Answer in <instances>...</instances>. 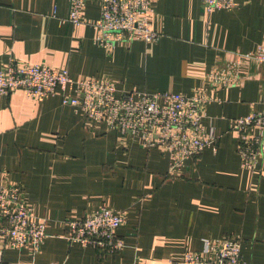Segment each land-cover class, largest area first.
I'll return each instance as SVG.
<instances>
[{"label":"crops","instance_id":"obj_1","mask_svg":"<svg viewBox=\"0 0 264 264\" xmlns=\"http://www.w3.org/2000/svg\"><path fill=\"white\" fill-rule=\"evenodd\" d=\"M157 42L94 41L99 4L87 1L85 21L65 20L68 0H0V69L11 58L66 69L74 79H109L117 89L191 95L205 86L214 97L203 126L217 136L171 175L159 147L63 104L23 90L0 95V183H19L32 217L45 224L36 252L9 247L4 264H171L204 239L240 242L242 264H264V160L241 164L235 118L264 106V65L241 60L240 80L211 86L209 70L264 45V0H238L229 10L204 12L200 0H150ZM99 207L122 213L125 246L102 252L67 238L68 221Z\"/></svg>","mask_w":264,"mask_h":264},{"label":"built area","instance_id":"obj_2","mask_svg":"<svg viewBox=\"0 0 264 264\" xmlns=\"http://www.w3.org/2000/svg\"><path fill=\"white\" fill-rule=\"evenodd\" d=\"M87 1L99 4V19L94 41L110 49L117 43L133 41L157 42L161 33L151 27L150 0H68L65 20L80 24L85 21L82 10ZM204 12L232 9L238 0H200ZM264 65V45L253 51L238 53L235 60L215 67L207 73L211 86L226 87L239 82L241 60ZM23 90L36 100L60 93L63 104L82 110L95 121L104 122L119 133L137 135L146 147H159L169 158V173L178 174L186 162L199 155L205 147L215 148L217 136L207 130L202 119L206 105L214 100L205 86H198L191 95L172 91L147 92L139 89H117L103 77L72 78L66 69L45 64H30L11 58L0 69V95ZM232 128L238 132L237 152L241 164L253 169L264 160V106L262 109L234 119ZM121 212L99 207L82 218L69 220L66 238L102 252L116 253L125 243L117 233L124 224ZM0 235L12 248L30 246L36 252L43 242L45 224L32 217L31 207L22 195L19 183H0ZM240 242L234 236L204 239L201 251H186L171 264H242ZM0 264L2 249H0Z\"/></svg>","mask_w":264,"mask_h":264}]
</instances>
